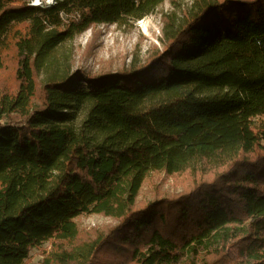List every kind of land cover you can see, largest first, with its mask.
<instances>
[{
    "label": "trees",
    "instance_id": "obj_1",
    "mask_svg": "<svg viewBox=\"0 0 264 264\" xmlns=\"http://www.w3.org/2000/svg\"><path fill=\"white\" fill-rule=\"evenodd\" d=\"M163 2L0 0V264H264V0H191L127 69L56 55ZM152 172L194 177L138 204ZM91 213L116 223L81 241Z\"/></svg>",
    "mask_w": 264,
    "mask_h": 264
},
{
    "label": "rangeland",
    "instance_id": "obj_2",
    "mask_svg": "<svg viewBox=\"0 0 264 264\" xmlns=\"http://www.w3.org/2000/svg\"><path fill=\"white\" fill-rule=\"evenodd\" d=\"M42 0H31V3H41ZM54 0H44L52 3ZM191 0H164L153 11L141 19L121 25H92L84 32L67 41L57 50V56L62 66L69 69L82 68L96 74L104 71L127 69L131 64L139 65L156 50L162 48L163 17L172 12L179 14ZM6 68L0 72V96L13 89L12 81L8 79L7 71L11 66L9 56L5 58ZM38 85L39 82H38ZM194 177L193 173L183 172L166 174L152 172L143 182L136 197L137 203H143L156 196L179 192ZM78 226L79 240L94 237L114 225L116 220L99 213L82 214L75 218ZM50 242H45L40 248H32L26 264L37 263L41 258V250L49 249Z\"/></svg>",
    "mask_w": 264,
    "mask_h": 264
},
{
    "label": "built area",
    "instance_id": "obj_3",
    "mask_svg": "<svg viewBox=\"0 0 264 264\" xmlns=\"http://www.w3.org/2000/svg\"><path fill=\"white\" fill-rule=\"evenodd\" d=\"M30 4H34V3H31V0H28ZM41 3H44L43 1H41ZM41 3H37V4H41Z\"/></svg>",
    "mask_w": 264,
    "mask_h": 264
}]
</instances>
